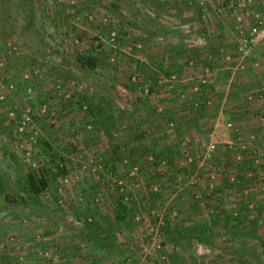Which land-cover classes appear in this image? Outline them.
Wrapping results in <instances>:
<instances>
[{
    "label": "rangeland",
    "instance_id": "obj_1",
    "mask_svg": "<svg viewBox=\"0 0 264 264\" xmlns=\"http://www.w3.org/2000/svg\"><path fill=\"white\" fill-rule=\"evenodd\" d=\"M263 23L264 0H0V264H264V37L238 48Z\"/></svg>",
    "mask_w": 264,
    "mask_h": 264
},
{
    "label": "trees",
    "instance_id": "obj_2",
    "mask_svg": "<svg viewBox=\"0 0 264 264\" xmlns=\"http://www.w3.org/2000/svg\"><path fill=\"white\" fill-rule=\"evenodd\" d=\"M79 61L82 65L93 67L96 64L95 57L89 53H80L78 54ZM88 111L94 115L96 120H99L100 116L104 113L103 106L93 105L92 102L89 104ZM51 156L57 155V153L51 152ZM62 158V157H61ZM65 172V167L59 164H56V170L51 171L47 170L44 167L40 169L32 168L24 174V185L25 191L28 192L30 196H36L40 194L49 184V182L56 178L59 174ZM17 200H23L21 196H17ZM120 208L119 212H122L125 207L121 202H119ZM122 216V215H119ZM202 240H208V235L200 236ZM260 243L264 248V240L260 238Z\"/></svg>",
    "mask_w": 264,
    "mask_h": 264
},
{
    "label": "built area",
    "instance_id": "obj_3",
    "mask_svg": "<svg viewBox=\"0 0 264 264\" xmlns=\"http://www.w3.org/2000/svg\"><path fill=\"white\" fill-rule=\"evenodd\" d=\"M251 33L252 34H256V36L254 38L253 37L252 38L250 37L249 39L248 38H244L243 41H241L239 43V47L238 48H239L240 51H243V53L246 52V45H247V43L249 41H251V42L252 41H255V38L256 37L257 38L264 37V23L262 25H260V26H253V27H251ZM228 125H230V123H228ZM215 147H216L215 142H211L209 144V146H208V150L209 151L210 150H213ZM160 257H157V255L152 256L151 257L152 258L151 264H161ZM161 258H163V256ZM133 263L134 262H133L132 256L130 254L126 255V253H125V264H133ZM136 264H145V263H143L142 261H140V262H137ZM165 264H168V263H165Z\"/></svg>",
    "mask_w": 264,
    "mask_h": 264
},
{
    "label": "crops",
    "instance_id": "obj_4",
    "mask_svg": "<svg viewBox=\"0 0 264 264\" xmlns=\"http://www.w3.org/2000/svg\"><path fill=\"white\" fill-rule=\"evenodd\" d=\"M86 240H88V238H85L84 239V242H86ZM116 243V242H115ZM87 247H91V244L89 243V246H87ZM117 247L118 246H116L115 248H113L112 250H113V252H117V253H115V255H118L119 254V256H121V254H123V249H117ZM116 250V251H115ZM101 250H98V251H96V252H100ZM178 254V255H177ZM180 254H184V255H186L185 254V251L183 250L182 252H175V251H172L171 253H170V263H168V264H177V262L176 261H174V258L173 257H175V256H181ZM117 257V256H116ZM115 257V258H116ZM181 257H183V255L181 256ZM181 257H179V259L177 258V261H178V264H182V262H181V260H180V258ZM115 258H113V260H111V262L109 263V264H114L113 263V261L115 262V264L117 263V261L115 260ZM118 258V257H117ZM77 259L78 258H74L73 260L75 261V262H73V264H81V262L80 261H77ZM119 260H121V258L119 259ZM91 261H93V263L94 264H108V262H99L100 260L99 259H97V260H93V259H91ZM120 264H122V262L120 263ZM125 264V263H124ZM183 264H187L186 262H184Z\"/></svg>",
    "mask_w": 264,
    "mask_h": 264
}]
</instances>
